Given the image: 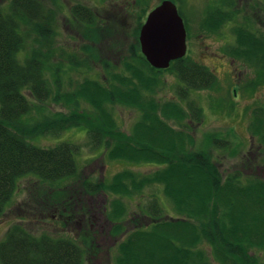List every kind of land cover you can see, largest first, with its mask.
Wrapping results in <instances>:
<instances>
[{"label": "trees", "instance_id": "trees-1", "mask_svg": "<svg viewBox=\"0 0 264 264\" xmlns=\"http://www.w3.org/2000/svg\"><path fill=\"white\" fill-rule=\"evenodd\" d=\"M221 4L224 8L213 6L207 11L202 23L206 31L217 33L232 20L235 0ZM2 6L0 3V218L18 180L31 175L47 185L33 194H42V200L33 204L41 217L38 220L55 218L62 227L73 224L77 232L74 236L44 230L34 233L21 222L13 223L0 241V264H93L90 258L97 255L99 245L91 232L93 211L88 199L101 194L106 200L108 194L119 199L110 203L109 213L101 212L112 225L104 235L115 241L116 264H264L255 254V250L264 251V179L240 171L223 176L207 150L191 149L195 141L190 134L200 124L202 112L190 93L216 83L207 67L186 56L171 62L165 70L179 81L177 93L186 107L175 100L158 101L154 88L165 70L146 62L136 39L132 57L146 71L127 62L125 72L110 73L103 82L85 78L74 91L61 94L58 69L52 72L55 91L44 77L46 60L52 55L48 47L53 18L39 0H9L6 10ZM71 14L73 19L93 24L92 14L81 6H73ZM233 35L235 43L229 54L255 70L253 83L264 82V31L238 25ZM79 98L92 105L94 112L73 109L66 116L55 112L32 126L25 123L27 117L32 120L33 103L50 99L74 107ZM116 105L140 112L127 134L118 131L109 113ZM72 128H84L108 160L153 164L156 171L139 175L122 170L109 182L79 178L74 185L60 188L58 183L76 174L78 147L60 143L42 148L29 139ZM249 133L264 158V100L253 110ZM206 140L211 146L228 147L213 134ZM153 184L162 186L171 214L153 198L128 215L121 197L130 198ZM38 220L35 222L43 223ZM113 247L105 250L108 256Z\"/></svg>", "mask_w": 264, "mask_h": 264}, {"label": "rangeland", "instance_id": "rangeland-1", "mask_svg": "<svg viewBox=\"0 0 264 264\" xmlns=\"http://www.w3.org/2000/svg\"><path fill=\"white\" fill-rule=\"evenodd\" d=\"M39 1L42 2L47 16L53 18L52 21L50 20L52 37L48 47L52 55L46 60L44 76L53 91H55L52 73L54 69L60 72L61 94L74 91L85 78L103 82L104 77H108L110 73L125 72L127 62L146 71L143 65L141 67L140 61L132 57L136 52L135 41L147 12L161 0ZM170 1L176 6L184 23L186 58L207 67L216 77V83L211 88L190 93V99L195 101L202 112L200 124L195 126L191 134L189 132L195 141L191 149L207 150L223 176L233 171H240L244 176L256 173L264 179L263 154H260L255 139L249 133L253 110L264 100V82L253 83L256 78L255 70L244 64L241 59H235L229 54L230 46L235 43L233 35L235 26H248L255 32L264 31V0H235L233 7L235 14L232 20L225 23L217 33L206 31L202 24L203 19L211 7L224 8L221 2L230 0ZM8 2L9 0H0L1 5L4 4L3 10H6L5 6ZM76 5L92 14L93 24L88 25L76 18L73 19L71 9ZM158 79V84L154 88L155 98L158 101L175 100L185 108L186 102L181 101L177 93L180 83L173 73L165 70L158 75ZM25 94L27 95V92ZM33 108L35 110L31 113L32 120H29V117L25 120L30 126L44 117H51L55 112H60L64 116L73 109L94 112L93 106L81 98L74 107L65 105L63 101L55 103L48 99L39 104L33 103ZM109 113L118 131L126 134L140 116V112L136 109L118 105L111 107ZM172 126L177 128L174 124ZM83 129L72 128L57 134H44L29 139L31 143L42 148H51L60 143L74 144L78 147L75 155L76 174L58 183L60 188L74 185L79 178L90 182L99 179L109 182L114 174L122 170H129L139 175L156 171V166L153 164L137 165L108 160L102 154L103 148L94 146L88 133ZM212 134L226 141L228 147L218 148L209 145L206 138L207 135ZM43 186L47 187L31 175L18 180L16 191L0 218V241L7 228L16 222L23 223V226L34 233L44 230L52 235L76 234L73 224L63 225V228L62 223L55 218L38 220L41 217L33 204L42 200V194L39 196L33 194L37 190H43ZM105 197L101 194L88 199L93 211L91 232L95 234L96 243L99 245L97 255L90 258L93 264H116L117 251L113 247L115 241L104 235L112 225L105 220L102 213H109L110 203L119 199H116L115 194H108L107 200ZM153 198L163 203L167 215L171 214V206L160 184L149 185L144 187L142 193L134 194L130 198L121 197L120 200L127 214L130 215L134 211L137 212L139 207L147 205ZM31 210H35L36 213L32 214L34 211L30 213ZM36 220L43 223L35 222ZM110 247L113 248L108 256L105 250ZM255 254L264 261V251L255 250Z\"/></svg>", "mask_w": 264, "mask_h": 264}, {"label": "water", "instance_id": "water-1", "mask_svg": "<svg viewBox=\"0 0 264 264\" xmlns=\"http://www.w3.org/2000/svg\"><path fill=\"white\" fill-rule=\"evenodd\" d=\"M139 50L154 69L165 70L186 54V31L176 6L162 0L146 15L138 31Z\"/></svg>", "mask_w": 264, "mask_h": 264}, {"label": "flooded vegetation", "instance_id": "flooded-vegetation-1", "mask_svg": "<svg viewBox=\"0 0 264 264\" xmlns=\"http://www.w3.org/2000/svg\"><path fill=\"white\" fill-rule=\"evenodd\" d=\"M149 11H150V10H149ZM149 11H148V12H149ZM148 12H147V13H148ZM145 17H146V16H145ZM144 20H145V19H144ZM143 22H144V21H143ZM143 22L141 23V25L143 24ZM141 25H140V26H141ZM139 28H140V27H139ZM186 52H187V50H186Z\"/></svg>", "mask_w": 264, "mask_h": 264}, {"label": "bare ground", "instance_id": "bare-ground-1", "mask_svg": "<svg viewBox=\"0 0 264 264\" xmlns=\"http://www.w3.org/2000/svg\"><path fill=\"white\" fill-rule=\"evenodd\" d=\"M185 56H186V54H185ZM185 56H184V57H185Z\"/></svg>", "mask_w": 264, "mask_h": 264}]
</instances>
